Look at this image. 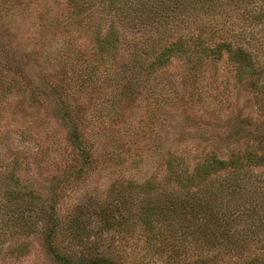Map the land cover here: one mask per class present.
<instances>
[{
    "label": "trees",
    "instance_id": "1",
    "mask_svg": "<svg viewBox=\"0 0 264 264\" xmlns=\"http://www.w3.org/2000/svg\"><path fill=\"white\" fill-rule=\"evenodd\" d=\"M263 21L264 10L252 12L246 0H65L61 10L48 0L33 5L0 0V28L15 29L18 46H25L22 31L30 28L26 56L36 51L50 65L40 76L28 63L14 67L0 59V116L12 99L45 105L62 121V154L69 158L64 162L69 171L52 175L54 205L47 207L22 170L46 152L31 157L15 141L11 155L0 152V243L42 228L44 249L54 263L119 264L96 249L94 255H76L61 246L59 234L73 228L81 240L84 223L94 217L105 230L139 229L166 264H200L241 242L257 248L244 264H264V176L252 173L264 168V151L249 144L226 157L198 144L167 147L162 174L128 177L123 186L116 179L99 199L74 201L67 218L55 209L65 189L91 178L99 161L105 162L94 144L106 122L122 114L119 88L146 96L152 122L172 109L188 115L183 99L202 98L207 73L213 82L217 62L224 59L238 79L250 78L254 104L264 113V58L258 55L263 39L255 30ZM120 51L126 52L122 70L115 63ZM177 59L186 68L180 77L167 69ZM20 136L27 138L28 127ZM258 136L262 143L264 135Z\"/></svg>",
    "mask_w": 264,
    "mask_h": 264
},
{
    "label": "rangeland",
    "instance_id": "2",
    "mask_svg": "<svg viewBox=\"0 0 264 264\" xmlns=\"http://www.w3.org/2000/svg\"><path fill=\"white\" fill-rule=\"evenodd\" d=\"M25 2L33 5L44 0H12L15 5H26ZM48 3L57 10L65 6V0H48ZM246 5L252 12L264 10V0H246ZM237 22L239 25L242 24L241 20ZM2 27L4 28H0V59L6 58L7 63H12L14 67L28 63L32 71L40 76L43 70L50 69L49 63L45 58L43 60L41 53L34 50L35 53L26 56L28 52L25 46L28 44L30 28L22 31L25 46H18L14 38L16 30ZM255 30L264 40V21L256 24ZM263 40V47L258 50L260 54L257 52L262 58ZM29 41L32 46L31 39ZM35 48L40 47L36 45ZM125 60V51L115 55V63L121 70ZM216 66L217 75L215 74L216 79L213 82H210L212 78L209 73L206 75L202 98H197V101L183 99V105L189 107L188 115L181 116L180 110L172 109L173 112L158 114L157 120L152 122L146 96L137 94L130 88H119V92L124 94L122 114L118 115L116 120L106 122L104 130L100 129L101 134L96 136L98 142L94 144L103 154L101 159L105 162L99 161L91 178L77 183V187L64 190L63 196L55 204L57 214L67 218L73 211L74 201L89 203L94 201L91 199L93 196L99 199L116 179H119L120 186H123L128 177L137 179L154 172L162 174L161 153L167 147L188 149L191 145L198 144L200 148L203 146L204 149H212L221 157L234 153L239 145L243 147L249 144L252 148H262L264 151V138L260 139L263 141L260 143L258 136L264 135V113L258 112L254 104L250 78L243 76L238 79L232 64L224 59L218 61ZM167 69L175 77H180L186 70L180 59L173 61ZM200 87L202 89V85ZM182 88L179 87L180 93H183ZM6 108L9 111L4 117L0 116V152L7 157L11 155L13 151L9 145L12 141L19 143L20 147H25L31 157V153H36L35 151H45L44 155L50 156V159L46 160V157H43L37 163L33 161H29L28 165V161L24 163L23 179L43 194L47 200V207L54 205L51 202L54 200L53 188L50 187V181H54L52 175L59 178L69 171V168L64 166L65 160L69 158L62 154L66 134L61 127L62 121L52 115L45 105L25 103L23 99L10 100ZM24 127H28V136L21 141V130ZM153 139V143L149 141ZM252 173L256 177L264 176V168L256 167ZM87 197L91 198L86 201ZM92 213L93 208L89 207L88 214L92 216ZM84 224L85 233L81 240L76 237L73 228L59 234L61 246L76 255H94L96 249L105 252L106 255L110 254L119 264H166L161 257L151 252L144 233L139 229L133 232L119 228L105 230L94 221V217H90ZM43 240L42 228L37 232L15 235L3 240L0 243V264H57L52 261L50 255H47ZM242 243L229 251L222 250L221 255L211 256L209 260L200 264H244L257 248H248Z\"/></svg>",
    "mask_w": 264,
    "mask_h": 264
}]
</instances>
